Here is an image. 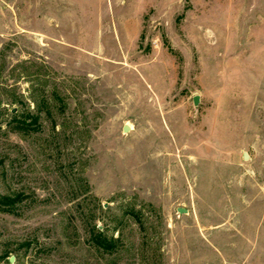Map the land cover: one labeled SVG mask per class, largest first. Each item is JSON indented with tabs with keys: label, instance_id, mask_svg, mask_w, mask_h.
<instances>
[{
	"label": "rangeland",
	"instance_id": "374dc122",
	"mask_svg": "<svg viewBox=\"0 0 264 264\" xmlns=\"http://www.w3.org/2000/svg\"><path fill=\"white\" fill-rule=\"evenodd\" d=\"M0 264H264V0H0Z\"/></svg>",
	"mask_w": 264,
	"mask_h": 264
},
{
	"label": "water",
	"instance_id": "95a60500",
	"mask_svg": "<svg viewBox=\"0 0 264 264\" xmlns=\"http://www.w3.org/2000/svg\"><path fill=\"white\" fill-rule=\"evenodd\" d=\"M194 102H195V104H198V102H199V98H198V96L195 97ZM129 130H130V126L126 124V125L124 126V131L127 132V131H129ZM244 156H245L246 159L249 157L248 153H245ZM179 211H181V212H186V209H184V208H179Z\"/></svg>",
	"mask_w": 264,
	"mask_h": 264
},
{
	"label": "trees",
	"instance_id": "16d2710c",
	"mask_svg": "<svg viewBox=\"0 0 264 264\" xmlns=\"http://www.w3.org/2000/svg\"><path fill=\"white\" fill-rule=\"evenodd\" d=\"M6 199H8V197H5ZM6 204H9L8 201L6 202Z\"/></svg>",
	"mask_w": 264,
	"mask_h": 264
},
{
	"label": "bare ground",
	"instance_id": "6f19581e",
	"mask_svg": "<svg viewBox=\"0 0 264 264\" xmlns=\"http://www.w3.org/2000/svg\"><path fill=\"white\" fill-rule=\"evenodd\" d=\"M127 125H129V124H127ZM130 126V125H129ZM130 128H131V126H130Z\"/></svg>",
	"mask_w": 264,
	"mask_h": 264
}]
</instances>
